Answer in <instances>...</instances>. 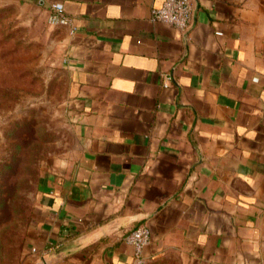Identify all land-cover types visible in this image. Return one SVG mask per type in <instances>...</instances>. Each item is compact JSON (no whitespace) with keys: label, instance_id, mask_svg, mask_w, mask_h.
Returning a JSON list of instances; mask_svg holds the SVG:
<instances>
[{"label":"crops","instance_id":"crops-1","mask_svg":"<svg viewBox=\"0 0 264 264\" xmlns=\"http://www.w3.org/2000/svg\"><path fill=\"white\" fill-rule=\"evenodd\" d=\"M8 1L44 22L60 3L75 28H57L73 142L38 183L36 264H133L139 226L148 264L258 263L264 0H195L185 34L150 20L164 0Z\"/></svg>","mask_w":264,"mask_h":264},{"label":"rangeland","instance_id":"rangeland-1","mask_svg":"<svg viewBox=\"0 0 264 264\" xmlns=\"http://www.w3.org/2000/svg\"><path fill=\"white\" fill-rule=\"evenodd\" d=\"M33 18L0 2V264H36L29 237L38 183L73 142L64 40ZM151 264L186 263L171 254Z\"/></svg>","mask_w":264,"mask_h":264},{"label":"built area","instance_id":"built-area-1","mask_svg":"<svg viewBox=\"0 0 264 264\" xmlns=\"http://www.w3.org/2000/svg\"><path fill=\"white\" fill-rule=\"evenodd\" d=\"M194 11L195 0H164L159 8L151 10L150 20L173 27L185 34L191 29ZM47 23L55 28L66 27L69 29L70 34L75 33L71 19L65 14L64 7L60 3H51L49 5ZM165 79L166 82L163 87L167 88L171 82V77L166 76ZM124 240L133 250V264H147L142 256V251L150 241L148 228L139 226L130 231ZM32 251L35 252V250Z\"/></svg>","mask_w":264,"mask_h":264}]
</instances>
